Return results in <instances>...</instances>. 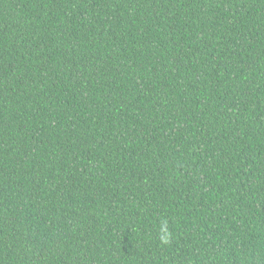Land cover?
<instances>
[{"label":"trees","instance_id":"trees-1","mask_svg":"<svg viewBox=\"0 0 264 264\" xmlns=\"http://www.w3.org/2000/svg\"><path fill=\"white\" fill-rule=\"evenodd\" d=\"M0 264H264V0H0Z\"/></svg>","mask_w":264,"mask_h":264},{"label":"clouds","instance_id":"clouds-1","mask_svg":"<svg viewBox=\"0 0 264 264\" xmlns=\"http://www.w3.org/2000/svg\"><path fill=\"white\" fill-rule=\"evenodd\" d=\"M168 238H169V233L167 232V228L164 227L161 231V240L164 242V243H167L168 241Z\"/></svg>","mask_w":264,"mask_h":264}]
</instances>
